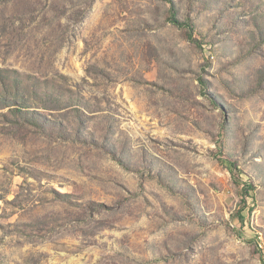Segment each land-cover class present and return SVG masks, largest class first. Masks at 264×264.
<instances>
[{"label": "rangeland", "instance_id": "obj_1", "mask_svg": "<svg viewBox=\"0 0 264 264\" xmlns=\"http://www.w3.org/2000/svg\"><path fill=\"white\" fill-rule=\"evenodd\" d=\"M0 264H264V0H0Z\"/></svg>", "mask_w": 264, "mask_h": 264}, {"label": "trees", "instance_id": "obj_2", "mask_svg": "<svg viewBox=\"0 0 264 264\" xmlns=\"http://www.w3.org/2000/svg\"><path fill=\"white\" fill-rule=\"evenodd\" d=\"M170 20L173 22V23H175V20H177L175 17H174V14H170ZM2 101H3V105H6V101H7V97H3L2 98ZM16 111H18V109H16V108H14ZM244 207H245V203H244V201H243V205L241 206V209H240V211H238L237 212V217L239 218V220L240 221H243V219H244V217L241 215V211L244 209Z\"/></svg>", "mask_w": 264, "mask_h": 264}]
</instances>
